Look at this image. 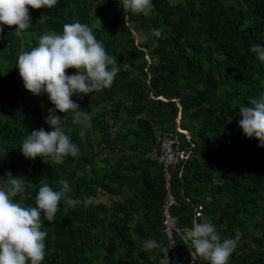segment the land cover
Segmentation results:
<instances>
[{"label": "trees", "instance_id": "trees-1", "mask_svg": "<svg viewBox=\"0 0 264 264\" xmlns=\"http://www.w3.org/2000/svg\"><path fill=\"white\" fill-rule=\"evenodd\" d=\"M152 3L144 15L124 12L121 0H58L50 9H30L25 31L4 26L0 178L11 171L31 181L14 198L25 206H36L42 184L59 190L64 178L70 198L94 197L88 206L62 200L54 220L45 219L44 264H159L162 248L172 264H191L180 236L173 234L175 256L164 232L165 177L152 153L167 133L188 153L171 170L176 227L211 219L223 238L237 241L229 264H264V147L243 134L237 115L264 95V62L250 51L264 45V0ZM77 20L116 56L119 72L111 87L72 97L93 117L84 135L72 114L56 113L79 146L77 156L60 164L28 159L22 141L34 129L51 130L45 118L54 105L24 88L18 55ZM154 28L163 36L154 37ZM100 193L111 202H97ZM148 241L161 247L149 250ZM195 262L208 264L199 256Z\"/></svg>", "mask_w": 264, "mask_h": 264}, {"label": "clouds", "instance_id": "clouds-1", "mask_svg": "<svg viewBox=\"0 0 264 264\" xmlns=\"http://www.w3.org/2000/svg\"><path fill=\"white\" fill-rule=\"evenodd\" d=\"M58 0H0V39L4 26H16L22 32L32 26L30 9H50ZM124 12L147 15L151 12L152 0H121ZM152 35L160 38L163 31L152 29ZM146 38V37H145ZM259 61L264 62V45L254 43L250 47ZM16 68L24 88L34 96L46 95L54 108L48 109L46 122L51 130L41 127L27 133L20 149L28 159L37 157L63 163L69 155L79 154V146L62 122L60 113H70L73 123L84 130L91 126L92 114L82 110L73 96H86L111 87L119 72L115 55H110L102 40L98 39L92 27L79 20L66 23L62 33H45L39 37L38 45L18 55ZM67 69H74L71 74ZM241 117L239 128L249 139L258 141L264 147V95L251 105H241L237 113ZM6 179L0 178V264H44L48 231L45 219L52 222L63 200L76 207L91 205L94 197L83 200L72 199L70 182L64 178L59 190L44 183L36 195V206H25L14 198L24 193L33 184L24 176H14L11 171ZM185 245L192 256H199L208 264H229L237 248L233 238H223L211 219L196 222L191 228L180 229ZM149 250L161 247L156 241L146 242ZM159 264H172L169 250L162 248Z\"/></svg>", "mask_w": 264, "mask_h": 264}, {"label": "built area", "instance_id": "built-area-1", "mask_svg": "<svg viewBox=\"0 0 264 264\" xmlns=\"http://www.w3.org/2000/svg\"><path fill=\"white\" fill-rule=\"evenodd\" d=\"M178 132L182 133L183 131L181 128H178ZM152 157L163 166L166 192L163 204L164 231L170 240L171 250L175 254L176 250L173 234L178 233L182 236V233L180 229L176 227V220L171 212L174 207L178 206L177 199L173 195L171 189V170L175 169L183 160H185L188 157V153L182 148L179 137H173L165 133L158 138V146L153 151ZM195 261L196 256L194 257L191 255V264H196Z\"/></svg>", "mask_w": 264, "mask_h": 264}, {"label": "rangeland", "instance_id": "rangeland-1", "mask_svg": "<svg viewBox=\"0 0 264 264\" xmlns=\"http://www.w3.org/2000/svg\"><path fill=\"white\" fill-rule=\"evenodd\" d=\"M99 24H101V22H99ZM97 202H103V203H110L111 202V199L109 198V197H107L105 194H102V193H100L99 194V196H98V198H97ZM165 230V229H164ZM165 232V231H164ZM166 234V233H165ZM176 234H178V233H176ZM179 236H180V238L183 240V238H182V236L180 235V234H178ZM167 236V235H166ZM168 237V236H167ZM168 240H169V238H168ZM184 241V240H183ZM169 244H170V240H169ZM174 245V244H173ZM170 248H171V246H170ZM176 254V253H175ZM174 254V255H175ZM177 255V254H176ZM175 255V256H176Z\"/></svg>", "mask_w": 264, "mask_h": 264}]
</instances>
